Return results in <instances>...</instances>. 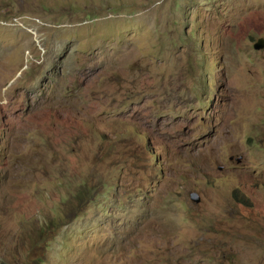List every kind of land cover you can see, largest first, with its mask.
I'll use <instances>...</instances> for the list:
<instances>
[{
	"label": "rangeland",
	"instance_id": "rangeland-1",
	"mask_svg": "<svg viewBox=\"0 0 264 264\" xmlns=\"http://www.w3.org/2000/svg\"><path fill=\"white\" fill-rule=\"evenodd\" d=\"M260 39L264 0H0V264H264Z\"/></svg>",
	"mask_w": 264,
	"mask_h": 264
},
{
	"label": "trees",
	"instance_id": "trees-1",
	"mask_svg": "<svg viewBox=\"0 0 264 264\" xmlns=\"http://www.w3.org/2000/svg\"><path fill=\"white\" fill-rule=\"evenodd\" d=\"M83 196H84V193H81V194L77 195V199L79 201L84 200ZM85 197H86V195H85ZM234 199L238 203L242 204L243 206L254 207L253 204L250 202V200L246 196H243L242 194H240V192H235L234 193Z\"/></svg>",
	"mask_w": 264,
	"mask_h": 264
},
{
	"label": "water",
	"instance_id": "water-1",
	"mask_svg": "<svg viewBox=\"0 0 264 264\" xmlns=\"http://www.w3.org/2000/svg\"><path fill=\"white\" fill-rule=\"evenodd\" d=\"M254 49L257 51H261L264 49V40L260 39L258 40V42L254 45ZM237 162L240 163L241 162V158L237 159ZM192 200L195 201L196 203H200V197L196 194L192 195Z\"/></svg>",
	"mask_w": 264,
	"mask_h": 264
}]
</instances>
